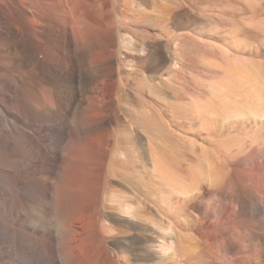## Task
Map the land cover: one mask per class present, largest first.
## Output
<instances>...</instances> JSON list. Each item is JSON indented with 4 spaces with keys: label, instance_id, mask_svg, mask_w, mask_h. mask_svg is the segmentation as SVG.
<instances>
[{
    "label": "bare ground",
    "instance_id": "6f19581e",
    "mask_svg": "<svg viewBox=\"0 0 264 264\" xmlns=\"http://www.w3.org/2000/svg\"><path fill=\"white\" fill-rule=\"evenodd\" d=\"M211 2L237 26L212 21L213 37L258 16L264 53V0ZM197 4L0 0V264L264 260L263 58L214 49L242 64L217 58L209 98L186 100L181 18Z\"/></svg>",
    "mask_w": 264,
    "mask_h": 264
},
{
    "label": "rangeland",
    "instance_id": "374dc122",
    "mask_svg": "<svg viewBox=\"0 0 264 264\" xmlns=\"http://www.w3.org/2000/svg\"><path fill=\"white\" fill-rule=\"evenodd\" d=\"M198 2L199 4H197L192 10H193V12H192V10H190V12H191V16H192V14H194L193 15V17H191V16H189V15H184L182 18H181V23H182V29H181V31H183V32H181L182 34L183 33H185V34H183V36L185 35V39H183L182 41L183 42H181V54L183 53V57H182V68H181V72H180V80H179V83H178V87L179 88H181V91H183V94L185 95L186 94V92H187V94L186 95H188V96H186L185 95V97H186V100H187V98H191V99H199V98H201V96H203V95H207V88L206 87H208V85L210 84V83H212L213 82V79H212V76H213V74H214V76L216 75H220L222 72H225L226 70H227V68H225V71L223 70V66L225 65V64H227V65H225V67L226 66H228V64H230V66H233L234 64H236V63H238V62H242V60H243V62H244V59L242 58V56L241 55H243L244 56V58H245V56H246V54H247V57H246V59H249L250 61L252 60L253 62H255V63H257L256 61H260V60H258V58L260 59V58H263L262 59V62H261V64H259V63H257V64H255V63H253V64H255L254 66H253V64H252V66L254 67V68H257V66L256 65H260V66H258V68L256 69V70H259L260 72H262L263 74H264V53H263V51H262V49H263V47L261 48L260 46H259V48H258V50H257V44H258V42H259V39H261V37H260V35H258V34H261V31H260V27H259V24H261L260 23V20L259 19H257L258 18V16L257 17H254L253 19H251L250 17H248V16H250V14H248V15H246V21L245 20H243L241 23L242 24H244L245 25V23H247L246 24V26H245V30L243 29V31L242 30H240L239 31V37H241L243 40H241L239 37L237 38V40L236 39H232V38H227V44L225 43H223V41L222 40H220L219 38H217V37H213L214 35H217L216 33V31H217V27L216 26H212V23L214 24V22L217 24V22H219L220 23V25L218 26V27H220V26H222L223 24L222 23H225V21L223 22V19L221 18V16H220V18H219V16H217V12H219V11H214V6L212 5L213 3L211 2V0H195V2ZM202 1V2H201ZM212 4H211V3ZM201 3V4H200ZM207 7H206V6ZM200 6V7H199ZM198 8V9H197ZM197 9V10H196ZM212 10V11H211ZM198 11H200L199 13H198ZM205 12V14L207 13V15L206 16H204V13H202V12ZM207 11V12H206ZM197 12V13H196ZM209 12H210V14H209ZM213 14H212V13ZM200 13H201V15H200ZM196 14H197V16H196ZM201 16H199V15ZM203 14V15H202ZM209 14V15H208ZM213 15V16H210V15ZM216 14V15H215ZM221 15V14H220ZM190 18H189V17ZM203 16V17H202ZM185 17V18H184ZM202 18V19H200V18ZM213 17H214V19H213ZM198 20H197V19ZM205 18H209L210 19V21H209V19H208V22H207V19H205ZM215 18L217 19V20H215ZM219 18V19H218ZM191 19V20H190ZM204 19V20H203ZM193 20H194V22H193ZM200 20V21H199ZM249 20H252V21H250V23L252 24V23H254V24H252V26L254 27H251V24L249 25L248 24V21ZM257 20H259V21H257ZM193 23H192V22ZM197 21V22H196ZM212 21H214V22H212ZM190 22V23H189ZM211 22V23H210ZM245 22V23H244ZM256 22H259V23H256ZM184 23V24H183ZM232 23L233 22H231L230 24L231 25H229V24H224L223 26L225 27V28H228L229 30H230V27H231V31H236L235 29V27H237L236 25H235V22L233 23V25H235V27H233V25H232ZM197 24V25H196ZM210 24V25H209ZM256 24H258V25H256ZM193 25V26H192ZM228 25V26H227ZM243 25V26H244ZM185 26H186V28H185ZM242 26V25H241ZM248 26H249V29H248ZM256 26L258 27V29H256ZM189 29H188V28ZM192 27V28H191ZM234 30H233V29ZM215 29V30H214ZM252 29V30H251ZM254 29V30H253ZM247 30H251L250 32L249 31H247ZM256 30V31H255ZM215 31V32H214ZM254 31H255V33H254ZM241 32H242V35H241ZM244 32V33H243ZM248 32V33H247ZM187 33H189V34H187ZM245 33H246V35H245ZM254 34H255V36H254ZM219 35H220V33H219ZM256 35H257V37H256ZM189 36V37H188ZM245 38V39H244ZM254 38V39H253ZM232 39V40H231ZM240 40V42H239V40ZM247 39V40H246ZM253 42V43H251V41ZM256 39H258L257 40V42H256ZM235 40L237 41L236 43H238L239 44V46H240V48H241V50H244L243 52H239V53H236L235 54V56H237L238 54V57L239 58H241L242 60H240L239 61V58L237 59V57H236V59L238 60H235V61H233V59L232 58H229V57H227V56H225V57H227L226 59H228V62L230 61V63H226L225 62V64L224 63H222V62H224V61H221V60H219L218 61V59H223V55H219L220 53H222V52H220L221 50V47H225V49L224 48H222L223 49V51H225V50H227L226 48H229V44H232V43H234V44H236L235 43ZM244 40L246 41V42H244ZM249 40V41H248ZM222 41V42H221ZM229 41V42H228ZM231 41H233V42H231ZM241 41H242V43H241ZM255 41V42H254ZM248 43V45L249 46H247L246 44ZM242 44H244V45H242ZM215 46V47H214ZM247 46V47H246ZM220 47V51H214V49L215 50H218L217 48H219ZM247 49H246V48ZM251 47V48H250ZM213 50H212V49ZM254 48V49H253ZM261 48V49H260ZM183 49V50H182ZM249 52V53H248ZM201 53V54H200ZM214 53H216V54H214ZM219 53V54H218ZM258 53V54H257ZM261 53V54H260ZM219 56V57H218ZM220 56H221V58H220ZM249 56V57H248ZM260 56V57H259ZM204 57H205V59H204ZM225 57H224V60H225ZM258 57V58H257ZM184 58V59H183ZM218 58V59H217ZM235 58V57H234ZM202 59H204V60H202ZM217 60V63H219V64H217L215 61ZM184 60V61H183ZM215 60V61H214ZM256 60V61H255ZM199 61H202V62H199ZM211 61H214L215 63H216V65H214L215 63L214 62H211ZM225 61H227V60H225ZM252 61H251V63H252ZM233 62H235V63H233ZM238 63V64H242V63ZM202 63V64H201ZM214 63V64H213ZM211 64H212V66H211ZM224 64V65H223ZM216 66V67H214V66ZM218 65H220L221 66V69L220 70H222L221 72H218V73H213V74H211V72H212V70H213V72H214V69L215 70H218L217 69V67H218ZM223 65V66H222ZM203 66V67H202ZM228 67V68H231V67ZM259 67H261V69H262V71H261V69H259ZM213 68V69H212ZM205 72V73H204ZM209 72V73H208ZM204 73V74H203ZM202 74L203 75H205V74H207V75H205V77L203 76L202 77ZM208 74H209V76H208ZM224 74V73H223ZM222 75V74H221ZM207 76V77H206ZM211 76V77H210ZM214 77V78H218V76L217 77ZM208 77H210L207 81L206 80H203L204 78L205 79H207ZM183 78V79H182ZM182 79V80H181ZM210 79H212L211 81H210ZM200 80H201V82H200ZM208 81H210L209 82V84H208ZM182 84H181V83ZM205 82V83H204ZM203 83V85L204 86H206L205 87V90H206V93H204V91H203V89H204V86L202 85V87L203 88H200L201 87V84ZM206 84V85H205ZM182 88L185 90H182ZM202 91V92H199V91ZM189 91V92H188ZM185 92V93H184ZM193 93V94H192ZM199 94V95H197V94ZM201 93H204V94H201ZM190 94H191V96H190ZM195 95V96H194ZM206 95H205V98H209V93H208V95H207V97H206ZM199 96V97H198ZM156 97H157V95H156ZM196 97H198V98H196ZM204 97V96H203ZM158 98V97H157ZM149 99V98H148ZM184 100H185V98H184ZM183 100V101H184ZM263 128V129H262ZM257 129L258 130H260V129H262V130H264V125H260L259 127H257ZM262 140H264V138L263 139H261L260 141H262ZM224 143V142H223ZM225 145H226V143H224ZM223 144L221 143V145L220 146H222ZM219 146V147H220ZM224 147V145L220 148V150L222 149ZM218 150H219V148H218ZM148 167H151L149 164H148ZM225 172V171H224ZM214 202H215V200H214V198L212 197V196H209V197H207L206 198V203L209 205V206H212L213 204H214ZM250 253H252V251H249V256H250V258L252 259V262H253V264H264V260H263V257H262V255H261V252L260 251H258V250H253V253L252 254H250Z\"/></svg>",
    "mask_w": 264,
    "mask_h": 264
}]
</instances>
